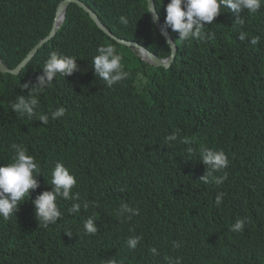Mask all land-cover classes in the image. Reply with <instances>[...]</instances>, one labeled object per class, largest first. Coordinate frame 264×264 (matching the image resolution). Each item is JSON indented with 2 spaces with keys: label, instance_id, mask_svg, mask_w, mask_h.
I'll return each instance as SVG.
<instances>
[{
  "label": "trees",
  "instance_id": "1",
  "mask_svg": "<svg viewBox=\"0 0 264 264\" xmlns=\"http://www.w3.org/2000/svg\"><path fill=\"white\" fill-rule=\"evenodd\" d=\"M60 1L0 0V56L10 68L49 34ZM81 1L118 37L161 58L170 55L147 0ZM167 3L155 0L163 23ZM222 11L200 39L176 43L178 32L168 29L177 51L164 68L116 42L70 3L55 36L19 74L0 72V164L10 162L17 143L41 168L29 198L8 220L0 218V264H173L176 258L181 264H264V5L255 14L242 10L243 24ZM107 43L130 73L111 87L92 64L97 47ZM53 50L76 56L78 67L39 94L38 114L66 110L44 125L35 112L21 116L11 105L29 98ZM173 133L177 139L166 141ZM201 146L228 157L227 168L215 173L227 174L219 185L201 179L207 172ZM57 162L75 176L72 193L79 200L59 199L62 216L45 227L32 200L52 189ZM220 193L219 209L203 217L204 204ZM85 202L102 218L95 234L83 227L88 207L69 211ZM123 204L136 212L118 215ZM244 218L243 230L232 232ZM137 235L141 240L130 248L127 241ZM173 241L180 246L173 248Z\"/></svg>",
  "mask_w": 264,
  "mask_h": 264
},
{
  "label": "clouds",
  "instance_id": "2",
  "mask_svg": "<svg viewBox=\"0 0 264 264\" xmlns=\"http://www.w3.org/2000/svg\"><path fill=\"white\" fill-rule=\"evenodd\" d=\"M161 3H163V0H160ZM262 5H264V0H168V3L165 5L166 15L164 17L163 29H171L173 32H178L176 43L197 40L202 37L205 25L212 24L214 19L223 12L222 9L231 11L236 16V22L243 24L240 16L241 11L246 10L249 14H255L261 9ZM153 11L154 8L148 9V12ZM118 19L124 26H127L129 23L128 19L123 15ZM245 37L246 33L241 32L238 38L243 41ZM250 43L256 45L258 38L253 37ZM96 53L92 58L95 74L106 81L109 87L129 78L130 73L122 65L123 57L117 52L113 44L107 43L98 46ZM76 59L77 57L73 55L60 53L56 50L51 51L48 58L44 61L42 68L43 74L37 77V82L32 87L29 98L19 97L18 102L13 103L11 108L21 116L25 114L32 116L35 112L39 120L43 121L44 125L48 124L50 118L57 119L63 116L66 110L62 106L57 107L48 114H38V96L45 90V87L49 88L52 86V81L57 76L64 77L65 75H71L78 67ZM23 87L28 88V83L25 82ZM176 139L177 135L175 133L166 137V141ZM183 142H188L186 137ZM11 148L13 155L10 162L0 164V218L4 220L12 217L18 210V206L29 198L30 190H35L38 187L39 181L36 177L41 173L38 161L33 155L28 153L26 147L13 143ZM199 155L203 163L207 166L206 175L201 178L204 183H208L209 178H211V182L217 185L221 184L227 178V174L224 173L217 177L215 173L222 172L228 166L229 160L224 150L201 146ZM50 184L52 185L51 190L40 192L32 200L34 213L40 223L45 227H49L48 224H55L57 218L62 216L58 205L59 199L79 200V194L72 193V188L76 184V178L63 163L57 162L52 168ZM223 195V193H220L216 196L215 200L207 201L204 204V210L201 213L203 217L216 213L221 205ZM82 206L84 208L88 207L87 213L90 217L83 225L85 233L95 234L97 227L99 231L102 229V218L99 212L91 211V203L89 205L87 202L83 203V205L81 203H73L69 211L76 213ZM126 211L136 212V210L131 209L127 204H123L118 210V215L123 216V213ZM245 222L246 218L237 219L232 224L231 231H242ZM68 234L71 235L70 232ZM141 238L139 235L130 238L127 241L128 246L135 249ZM179 246V242H172L173 248H178ZM150 251L155 253L157 250L156 248H152ZM109 264H115V261H110ZM173 264H181V261L176 258Z\"/></svg>",
  "mask_w": 264,
  "mask_h": 264
},
{
  "label": "water",
  "instance_id": "3",
  "mask_svg": "<svg viewBox=\"0 0 264 264\" xmlns=\"http://www.w3.org/2000/svg\"><path fill=\"white\" fill-rule=\"evenodd\" d=\"M70 3H75L79 7H81L86 13H88L89 17L93 20V22L97 25V27L102 30L106 35L110 36L113 38L116 42L123 44L131 49H135L140 57L147 63L155 66V67H164L168 68L176 55L177 47L176 43L174 42L170 32L167 30L163 29V22L157 12V9L154 6V0H147V7L149 8H154L153 12H149L150 16L152 18V21L158 31L162 34L166 42L168 43L171 53L169 56L166 58H161L154 52L150 51L147 49L145 46L141 45L138 42L127 40L120 38L113 34L98 18V16L87 6L86 3H84L81 0H61L56 7V12H55V17H54V22L52 24L51 30L47 36L44 38L40 39L39 42L27 53L25 58L14 68H10L6 65V63L2 60L0 56V72L3 73H11L14 75H17L20 73L22 68L26 66V64L35 56L37 53L38 49L41 48L46 42H48L51 38H53L56 34L57 29L60 27L62 22L65 19L66 16V11L68 9V6ZM158 17V18H157Z\"/></svg>",
  "mask_w": 264,
  "mask_h": 264
},
{
  "label": "rangeland",
  "instance_id": "4",
  "mask_svg": "<svg viewBox=\"0 0 264 264\" xmlns=\"http://www.w3.org/2000/svg\"><path fill=\"white\" fill-rule=\"evenodd\" d=\"M145 81H146V79L143 81V83H142V85H141V88H142L143 84L145 83Z\"/></svg>",
  "mask_w": 264,
  "mask_h": 264
}]
</instances>
